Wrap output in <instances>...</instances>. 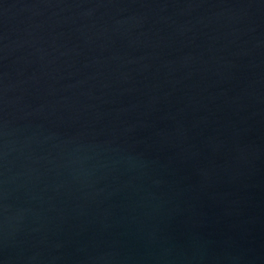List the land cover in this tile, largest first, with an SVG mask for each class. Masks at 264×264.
Listing matches in <instances>:
<instances>
[{"label": "water", "instance_id": "1", "mask_svg": "<svg viewBox=\"0 0 264 264\" xmlns=\"http://www.w3.org/2000/svg\"><path fill=\"white\" fill-rule=\"evenodd\" d=\"M0 264H264V0H0Z\"/></svg>", "mask_w": 264, "mask_h": 264}]
</instances>
